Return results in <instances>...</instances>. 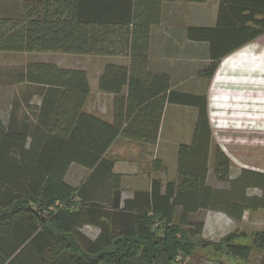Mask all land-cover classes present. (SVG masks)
<instances>
[{"label": "trees", "instance_id": "obj_1", "mask_svg": "<svg viewBox=\"0 0 264 264\" xmlns=\"http://www.w3.org/2000/svg\"><path fill=\"white\" fill-rule=\"evenodd\" d=\"M165 1L25 0L19 17H0V51L130 58L128 66L107 64L99 80L101 91L116 95L113 122L86 110L91 86L84 69L34 62L20 76L44 90L30 130L0 116V264H173L202 236L205 220L194 219L200 211L240 221L246 210L264 208V174L243 170L231 179L220 146L214 176L230 187L208 184L214 138L207 98L173 91L168 75L149 70L151 30ZM263 34L264 0H220L214 27L189 29L210 43L211 62L200 74L213 77L223 58ZM167 103L198 108L192 141L178 148V177L153 179L150 190L123 199L108 151L120 136L155 146ZM73 164L90 171L77 187L66 181ZM163 169L156 159L154 170ZM251 187L262 194L248 195ZM86 226L98 234L90 237ZM240 235L218 245L248 261L252 246L237 243ZM253 244L264 264V230L253 234Z\"/></svg>", "mask_w": 264, "mask_h": 264}, {"label": "crops", "instance_id": "obj_2", "mask_svg": "<svg viewBox=\"0 0 264 264\" xmlns=\"http://www.w3.org/2000/svg\"><path fill=\"white\" fill-rule=\"evenodd\" d=\"M219 3L220 0H206L202 3H194L187 0H168L163 2L161 22L155 25L151 30L149 70L154 74L168 75L171 81V90L173 91L205 96L208 100V114L211 127L214 116L224 115L223 112H221L223 114L215 112L214 108L219 109L222 107L225 109L233 108L237 110L234 112L237 118L235 121L236 124L249 120L254 124L259 121L257 120L259 115V111L257 110L258 107H260L258 103L259 100H257L259 96H255L250 103H245L240 100V97L243 96L241 94L249 90H239L237 88L238 82H244L238 79L240 77L237 71L242 64L244 65L246 62L248 65L250 64V72L253 76L252 81L255 79L257 82L255 85H252L253 88L251 91L252 94L260 95L262 91L258 89L257 85L262 84V86H264V76L262 75V77L260 76L261 78H258L262 70L259 68L261 65L264 67V58L262 59L258 54L256 55L254 50L251 52L248 50H241L246 46L245 45L223 58L213 77H205L200 74V71L211 62L210 43L206 40L191 37L189 35V29L191 27H214L217 23ZM96 57L101 60H93V65L90 68L83 66L60 67L84 69L87 71L91 93L86 105V110L108 122H113L115 118L116 95L101 91L99 88V80L107 64L112 63L128 66L130 58L127 56L99 55H96ZM26 68L27 66L25 69H21L22 72H25ZM43 90L44 87L27 81H21L20 78L14 80L13 85L9 88H3L0 96V110L6 111L7 119L4 120L1 114L0 116L3 118L4 122L6 124L12 123V125L19 129L25 127L30 130L37 120V107L41 104ZM238 90L239 92H237ZM123 94H127V87L124 89ZM225 94L229 99L224 98L223 101V98L220 97ZM231 96L237 97L238 99L233 101ZM250 107L251 114L247 113ZM20 108H30L32 112H34V116L30 117L28 115L29 112L25 109L23 118L17 120L16 116L20 113ZM249 115H251L250 119L247 118ZM197 117L198 108L196 107L167 103L161 118L158 139L155 146L143 144L140 141L126 136H120L112 144L108 151V157L115 161L114 172L122 176L123 199L131 198L135 191L150 190L153 179H160L166 183L178 177V148L180 144L191 143ZM255 126L257 127L256 124ZM252 127L254 126L252 125ZM215 137L216 135L213 132L214 144L210 153L208 184L215 188L227 189L211 183L212 173L214 175ZM225 142L226 140L220 139V147L231 160V154H236L230 153V151H233L229 149L228 143L226 142V144ZM146 149L147 154L145 155L147 157H145V159L147 158V161H155L157 159L166 163L169 155L173 156L176 176L167 179L168 177L162 173L164 169L162 172L161 170L155 171L153 169L154 163H151L147 169L142 167V170L140 168L142 166L141 162H144L145 159L144 157L141 158V155L146 152ZM252 153L253 157L250 159V166H245L236 176H233L231 170V179L239 177L243 170H251L264 174V146L261 145L257 147ZM239 158L238 156L237 159ZM74 165L87 171L85 177H82L79 181V184H81L89 175L90 171L77 164H73L71 168ZM69 173L70 170L66 176V181L75 186L68 180ZM261 194H258V196ZM247 211L248 210L244 212L243 218L240 220L241 222L247 216ZM227 216L231 218L229 215ZM251 220L259 223L258 231L264 230V225L261 222L264 221V208L251 210ZM206 226L207 221H205V229Z\"/></svg>", "mask_w": 264, "mask_h": 264}, {"label": "rangeland", "instance_id": "obj_3", "mask_svg": "<svg viewBox=\"0 0 264 264\" xmlns=\"http://www.w3.org/2000/svg\"><path fill=\"white\" fill-rule=\"evenodd\" d=\"M24 1L25 0H0V17H19L22 11ZM241 50H248L249 52L254 50L255 54H258V56L263 59L264 34L257 40L250 42ZM93 60L101 59H97L96 55L67 54L61 52L0 51V96L2 93V89L7 87L9 88L11 85H13V81L17 78H20V76L23 74L21 69H25V67L28 66L30 63L50 62L62 67L83 66L86 68H90L93 65ZM250 68L251 66L250 64L248 65L247 62L246 64H242L241 67H239L237 73L240 78L238 79L244 82H238L237 88L239 90H249L243 92L241 94L243 96L240 97V100L244 101L245 103H250L251 100L255 98V96H259L257 98V100H259L258 103L260 104V107H258L257 110L259 111L257 119L259 121L254 124H252L250 120L243 121L240 123L237 122L239 124H236L235 121L237 120V118L234 112H236L237 110H234L233 108L225 109L224 107L219 109L214 108L215 112L224 113L223 116H214L212 122V129L214 134L216 135V146H220V139H224L228 143L229 149L233 151H230V153L236 154H231V170L233 176H236L241 169L245 168V166H250V159L253 157V150H256V148L261 145L264 146V86H262V84L257 85L258 89L262 91V94H252V85H255L257 82L255 81V79L252 81L253 76L250 72ZM259 69L263 70L260 71L261 74L258 77L261 78L262 75L264 76V74H262L264 73L263 65H261ZM254 77L257 78L256 76ZM239 90L237 92H239ZM225 95L220 97L223 98V101L224 98L229 99V97ZM231 99L235 101L238 98L231 96ZM25 109L29 112L28 115L30 117L34 116V112H32L30 108H20V113L18 114V116H16L17 120L23 118V112L25 111ZM247 113L251 114V107L250 109L248 108ZM0 114L3 116L4 120L7 119L6 111L0 110ZM250 116L251 115L247 116V118L250 119ZM255 124L257 125V127L255 126ZM252 125L254 127H252ZM145 154H147V149L146 152L141 155V158L144 157L145 159V157H147ZM236 156H239L240 160L237 159ZM151 163H154V161H147L146 158L144 162H141L142 166L140 168L142 170V167H144V169H147L151 165ZM162 163L165 171L164 172L163 170H161V172L163 171V175L167 176V179L175 177L176 170L174 169L173 156L169 155L168 160H166V163L163 161ZM86 173L87 171L82 170L76 165H74L70 169L68 180L73 183L75 187H77L80 185V179L82 177H85ZM211 183L213 185H217L218 187H230V185L227 183L219 182L214 177L213 173L211 177ZM261 193L262 191L258 187H251L247 190L248 195L254 196L256 194L258 195ZM247 212V216L241 222L233 218H229L224 212L221 211H200L194 216V219L207 221L206 229H204L201 237L195 238V240H193L192 252L188 255H185L184 253L180 252L179 256L176 258L173 264H261L263 252L260 248L256 247L253 244V234L258 231L259 223L251 220V210H248ZM261 222L264 225V221ZM84 231L90 237H95V235L99 232V229L93 226H86L84 227ZM229 234H244L238 236L236 242L239 244H246L252 246V253L248 261L227 254L224 248L218 245Z\"/></svg>", "mask_w": 264, "mask_h": 264}]
</instances>
